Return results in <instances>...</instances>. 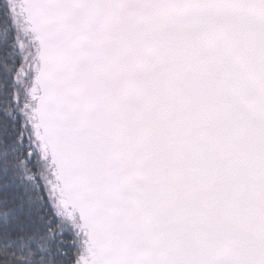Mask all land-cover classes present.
Masks as SVG:
<instances>
[{"label":"snow or ice","instance_id":"obj_1","mask_svg":"<svg viewBox=\"0 0 264 264\" xmlns=\"http://www.w3.org/2000/svg\"><path fill=\"white\" fill-rule=\"evenodd\" d=\"M0 264H264V0H0Z\"/></svg>","mask_w":264,"mask_h":264}]
</instances>
